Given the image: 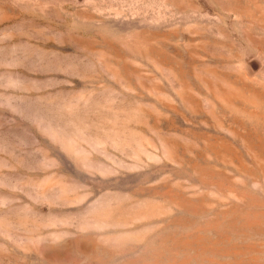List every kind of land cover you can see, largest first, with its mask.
Wrapping results in <instances>:
<instances>
[{
    "label": "rangeland",
    "instance_id": "1",
    "mask_svg": "<svg viewBox=\"0 0 264 264\" xmlns=\"http://www.w3.org/2000/svg\"><path fill=\"white\" fill-rule=\"evenodd\" d=\"M0 264H264V0H0Z\"/></svg>",
    "mask_w": 264,
    "mask_h": 264
}]
</instances>
